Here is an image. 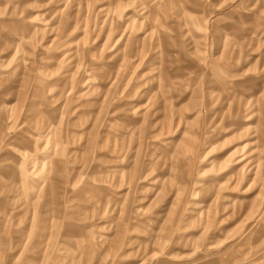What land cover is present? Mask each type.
I'll list each match as a JSON object with an SVG mask.
<instances>
[{
    "label": "rangeland",
    "instance_id": "rangeland-1",
    "mask_svg": "<svg viewBox=\"0 0 264 264\" xmlns=\"http://www.w3.org/2000/svg\"><path fill=\"white\" fill-rule=\"evenodd\" d=\"M0 264H264V0H0Z\"/></svg>",
    "mask_w": 264,
    "mask_h": 264
}]
</instances>
